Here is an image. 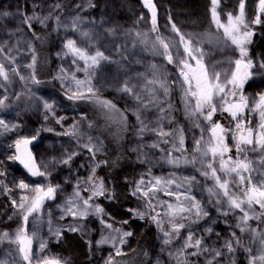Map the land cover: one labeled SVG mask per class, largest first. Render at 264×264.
I'll return each mask as SVG.
<instances>
[{
    "label": "rangeland",
    "instance_id": "rangeland-1",
    "mask_svg": "<svg viewBox=\"0 0 264 264\" xmlns=\"http://www.w3.org/2000/svg\"><path fill=\"white\" fill-rule=\"evenodd\" d=\"M153 3L155 4V0H153ZM17 4L18 0L6 2V10L0 8V18L6 17L3 15L6 11L9 15L14 16V13L18 10ZM142 5V15L137 20L133 16L130 20L129 15L131 11L126 6L121 8L114 6L116 8L114 9L109 6V3H106L104 7V14L107 12L112 14L119 13V16L116 18L118 19L117 24L119 27L123 26L124 30H131V25H137V43H139L140 48L134 54V65L137 66L136 69L130 71L133 73L131 77L130 75L128 77L122 76L120 73L119 76L122 77L120 82L117 81L116 76L113 77L114 79L108 80L107 77L104 79L102 76L104 75L102 73V61H100L97 68L94 70L89 68L88 73H85L83 70L85 67L84 61L80 60L79 57L71 53L66 47L67 42L73 40L76 47L84 49L90 55L93 54L92 49L84 43V33H81V35H74L72 38L59 35L58 56L64 55L65 59L55 71L56 78L69 94H73V90L77 88L72 79L73 77L81 81L90 79V86L93 88L95 94L105 90L107 94L119 101V104L129 115L130 134L127 139V150L140 166V170L136 174L135 185L133 186L132 195L136 203L131 214L135 220H138L135 222L150 224V227L156 231L157 235V244L154 247V251L151 255L147 254L149 256L147 264H188L189 262L217 264L218 260L226 262L230 260L231 264L239 263L241 252L238 251L236 246L231 245L232 250H229L223 242L208 241L212 234L217 235L222 230L221 226L215 221L217 216H220L222 212L226 214L229 212L233 216L235 213L238 222L236 223V227L238 228L234 234L240 240L238 247L242 246L246 249V260L251 264L252 257L259 256L264 252V244L261 242L264 239V209H260L258 205H253L254 210H248L245 206L246 210L249 211V219L246 223L242 222L241 217L243 213L239 209L230 208L225 202L226 198L221 195L209 193L208 189L214 187V181L210 176L205 178L201 175L203 168L200 163V154L195 152V142L200 140L201 136H203L205 141L209 139L210 131L208 129L210 123L219 122L223 127L231 128L234 126V122L228 113L220 111H217L213 116L212 122L205 121L202 117L197 119L188 115L179 83L178 69L174 63L169 64L165 56L160 54L163 52V49L159 46V40L162 39L169 44V51L172 52L175 59L177 47H179L181 52L183 51V45L178 43L180 35H183L185 39L190 38L182 32L178 34L174 31L172 25L175 24L174 20L176 19H173L171 26L168 25L169 23L166 22L165 18L159 16L157 9L154 28L151 10L145 7L143 0ZM257 13L260 15L261 23L253 24L254 26L261 25L262 16L264 17V13H259L258 9ZM180 17L178 16V19ZM73 19L75 18L72 15L71 18L68 17L67 21L72 22ZM219 19L222 23H226V17L219 15ZM246 21L250 27L252 25L251 19H246ZM197 22L203 24V19ZM194 24L197 23L195 22ZM86 30L87 28H82L81 31ZM219 30L223 31L222 29ZM257 34V32H254L250 40L245 43L247 49L245 60L251 59L255 65L250 70L252 75L243 84L242 88L234 89L236 92L235 97L229 96L227 98L229 102H238L239 96L242 94L247 97L250 108L260 95L252 84H259L264 81V68L259 66L261 62H264V32L260 35V38H262L261 42L254 43V37ZM200 43L192 40L194 47L204 51V62L209 65L211 71L215 63L210 64L207 61L206 51L202 43ZM233 46L237 52L236 60L240 58V54L236 46ZM7 57L9 56L7 55ZM10 59L9 57L8 61H6L11 62ZM6 61H1V63L3 65L9 64ZM6 66L5 70L7 73L9 72V75L13 68L10 69L8 65ZM154 79L166 81L169 88L167 95H165L164 90L158 83L147 84V81ZM98 80L100 81L98 82ZM221 80H224V76ZM173 81L176 82L173 83ZM125 83L133 87L134 92L140 96V100L122 91ZM10 84L12 85L10 86ZM15 84L9 77L7 80L0 77V101H2V104H0V120L4 122L0 124V159L2 162L0 173L3 177L0 178V198L7 197L13 207L12 211L0 212V233H14L23 223L20 211L12 203L13 200L18 205L22 196H31V188L37 185H42L46 188L51 185L56 188L55 198L46 199L40 212L33 213L29 216L28 220L27 228L29 234L36 230L38 226L37 238H34L33 241V264H35L37 257L48 253L51 243L60 240L63 231H68L71 234L76 233L83 237L90 246L91 260L96 264H123V261L119 260L125 257L122 249L124 245L130 244L133 233L127 231L131 232L132 235L124 236L123 231L116 230L112 226L109 227L104 222L102 212L99 214L95 212L98 199L103 197L108 202L111 196L106 193L104 183L96 176L100 159L106 153L104 146L96 139L91 123L83 113L74 110L76 115L79 116V120L74 123L72 129L64 127V134L54 133V130H51L48 124L51 122V118L55 119L54 116L58 111L57 109L60 108L61 102L52 96H46L44 100L42 97L37 96L32 98L30 89L26 91L27 95H25L26 92L23 87H17ZM88 86L87 84L80 85L79 90L86 92ZM11 90L13 91L12 94H10ZM171 92L176 95L183 113L181 126L173 128L172 133L169 130L171 124V112L169 108ZM89 94L92 93H87V95ZM144 105H147V107H144ZM108 115L111 114L103 111L97 114L96 119H100L110 126L114 120L113 116L108 117ZM244 118L245 122L251 121V127L254 129L260 120L256 112H251L247 109L245 110ZM55 120L58 124L63 125V120L58 117ZM196 123H199L200 127H196ZM107 125L102 128L103 131L105 127L110 128ZM179 130L183 132V145L179 143ZM160 131L169 135L161 136L158 134ZM170 135L171 137L173 136L172 144H169ZM226 135V143L232 150L225 154V159L231 156L235 160L238 157L235 141L231 138L230 134ZM25 137L31 139V141H36L31 150L36 160L35 163L45 173L44 176H33L24 166L18 163V160L10 159V157L17 155L15 141ZM32 137H35V139H32ZM9 138H12L13 141L8 140ZM69 139H74V142ZM116 139L117 136H115ZM165 140L168 143H165ZM37 144L38 146L35 150L34 147ZM84 145H88V147H84ZM153 145L156 146L153 147ZM251 147H246L245 152L239 158L243 159L246 155L247 160L251 162V168L254 170L252 173L254 177L253 182H255V178L264 174V150L257 149L256 151H251ZM177 149H182V151H178ZM194 155L197 157V162L194 165L182 162L185 159L191 160ZM70 156L71 159H69ZM80 157L84 159H81L78 166L72 167ZM176 157L180 158L179 166L168 162L169 159ZM65 160L68 162L65 163ZM214 166L216 165L214 164ZM185 177H195V180L191 182L190 192L187 191L189 184L185 182ZM156 178L161 179V184L156 186L154 193H149V197H144L142 191L137 190L138 187L146 189L149 181H154ZM168 179L174 180L175 183L165 187L164 181ZM142 180L143 184H141ZM21 181L28 184L29 188H19L18 185ZM101 182L103 183L105 194L93 195L96 186ZM177 185L181 186L178 187ZM82 191L88 192L90 197H84ZM77 192L79 193V197L75 195ZM166 192L173 193V195H168ZM181 193L183 195H180V200L178 201L176 196ZM186 195L195 197V201L186 200L184 198ZM84 199H88L89 205L92 207L87 208L86 216H81L79 213L85 211V206L82 203ZM148 200H150L154 208L149 207ZM69 201H72V203L69 204ZM195 202H199L200 209H202L199 215L196 214ZM168 204H171L173 209H176L177 205H181L185 208H191V211L176 212L175 218H173L168 214L170 212L166 207ZM69 207L77 213L75 216L69 213ZM203 212H207V215H203ZM137 213H142L143 218L141 219ZM153 216L156 217L155 221L152 219ZM209 217L211 221L207 222ZM90 219L92 221L91 224H89ZM173 223H182L185 227L174 231ZM57 231L60 232L59 236L56 235ZM165 233L169 235H165ZM189 235L192 237L191 241L187 240ZM198 239L201 240L199 248L189 246L195 245L193 242ZM40 240H43L47 245L44 251H40L39 249ZM121 240L124 242L121 243ZM165 241H168V243H165ZM193 247L195 249L194 253H197L196 255H191L190 249ZM15 249L16 245L14 244L7 242L0 243V261H6V264H24ZM117 250L121 252V255H116ZM9 252L12 253L11 257L8 255ZM217 252L220 254L216 255ZM145 254L146 252L141 250L133 257H127L126 260L128 264L139 262L143 260ZM257 264H259V261H257Z\"/></svg>",
    "mask_w": 264,
    "mask_h": 264
},
{
    "label": "trees",
    "instance_id": "trees-1",
    "mask_svg": "<svg viewBox=\"0 0 264 264\" xmlns=\"http://www.w3.org/2000/svg\"><path fill=\"white\" fill-rule=\"evenodd\" d=\"M8 1L0 0V8L6 10L5 3ZM106 3H109V6L114 9H116L114 6L130 8V20L132 16L137 20L142 15V0H18V10L14 16L7 15L0 18V49H3L0 52V63L4 60L8 61L9 57L11 58V62L6 61L9 64L5 63L10 69L13 68L8 77L13 83H16L17 87L22 86L25 92L30 89L32 98L37 96L44 100L46 96H52L61 102L60 110L55 111L54 117L63 120V125L58 124L54 118H51V122L48 124L54 133L64 134V127L72 129L74 123L79 120V116L74 110L87 117L96 139L98 142L100 140L99 143L104 146L106 153L100 159L96 176L104 183L106 193L111 196L108 202L100 197L96 203L103 209V220L106 224L111 225L116 230L133 233L130 244L123 246L122 252L125 257L122 258L124 259L119 260L123 261V264H128L127 257H133L143 250L146 252L143 260L132 264H147L148 255L152 254L157 244V235L150 224L135 222L138 220H135L131 214L136 203L132 195L133 186L140 166L127 150V139L130 134L129 115L124 111L119 101L107 94L105 90L87 95L89 98L69 99L72 94L66 92L55 74L65 59L64 55L58 56L59 35L72 38L74 35L78 36L84 33V43L92 49L93 54L98 49L104 53L105 57H108L107 60H101L104 79L107 77L110 80L116 76L117 81L120 82L122 79L119 76L120 73L126 77L133 75L130 71L136 69L137 66L134 65V54L140 48L139 43H137V25H131V30L128 31L124 30L123 26L119 27L118 19H116L119 13L107 12L104 14ZM238 5L239 0H220L217 5V12L222 17H226L227 13H232L235 16L238 14ZM155 6L159 16L165 18L166 22L169 23L168 25L171 26L173 19H176L174 23L179 32L184 33L193 41L202 43L206 51L207 61L210 64L215 63V70L221 72V79L225 73H231L234 70L233 62L237 58V52L217 28L212 17L213 5L211 0H155ZM258 6V0H245L246 19H251V21L254 19L258 14ZM72 15L75 19L72 22L67 21L68 17L71 18ZM178 16H181L180 19ZM200 19H203V24L197 22ZM194 21L197 24H194ZM29 25L31 26L29 27ZM82 28H87V30L81 31ZM249 29L253 33H258L254 37V43H260L262 40L260 35L264 32V17L262 16L261 25L254 26L252 24ZM33 58H35L34 65ZM6 65L4 67H7ZM29 65L32 66L29 67ZM252 85L256 92L264 93V81ZM12 90L10 94H12ZM171 94L169 99L171 112L169 130L172 133L173 128L181 126L183 113L176 95L173 92ZM104 101H110L115 105V109L104 106ZM103 111L111 114L108 117L113 116L112 125L108 126L102 120L96 119L97 114ZM106 125L111 129L105 127L103 131L102 128ZM115 136H117L116 140ZM8 140L13 141L12 138ZM69 140L74 142V139ZM172 143L173 136L169 138V144ZM37 146L38 144L34 149ZM81 159L84 158L80 157L72 167L78 166ZM1 166L0 159V171ZM0 178H3L1 173ZM82 195L86 198L90 197L85 191H82ZM12 210L13 207L9 199L7 197L0 198V212ZM227 213L222 212L220 216H217L215 221L222 230L217 235L212 234L208 241L223 242L225 245L230 243L232 246H236L241 252L239 263L236 264H249L246 260V249L242 246L238 247L240 240L234 234L238 228L236 227L238 222L235 213L234 216L229 212ZM210 221L209 217L207 222ZM91 222L90 219L89 224ZM190 251L194 253V247ZM45 255L59 257L66 264H96L91 260L88 242L79 234H71L68 231L62 232L59 241L51 243L48 253ZM188 264L198 263L189 262ZM217 264H231V261L218 260Z\"/></svg>",
    "mask_w": 264,
    "mask_h": 264
},
{
    "label": "snow or ice",
    "instance_id": "snow-or-ice-1",
    "mask_svg": "<svg viewBox=\"0 0 264 264\" xmlns=\"http://www.w3.org/2000/svg\"><path fill=\"white\" fill-rule=\"evenodd\" d=\"M219 2L220 0H211L213 5V20L217 28L223 30L222 36L226 38L227 41H230L232 45H235L240 54V58L234 61V70L231 73H225L223 81L221 80V72L215 70V65L212 66L210 71L209 65L204 62V51L200 48L194 47L191 39H185L183 35H180L178 43L183 45V51L181 52L179 47H177L175 59L172 52L169 51L168 43L160 39L159 46L163 49V52L160 54L165 56L169 64L174 63L178 69V77L180 78L179 83L183 92L185 108L188 115L197 119L202 117L205 121L212 122L213 116L217 113V111H220L222 113H228L234 122V126L231 128H225L219 122L210 123L208 129L210 131L209 139L205 141L203 136H201V139L195 142V152L200 154V163L203 168L201 175L205 178L210 176L214 181V187L208 189L209 193L221 195L226 198L225 202L230 208L239 209L240 212L243 213L241 220L246 223L249 219L248 210H254L253 205H258L260 209H264V174L255 178V182H253L254 177L252 173L254 170L251 168V162L247 160L246 155L243 159H240L239 156L245 152V148L248 146H252L250 149L251 151H256L257 149L264 150V94L259 95L258 100L253 102L251 108L249 107L247 97L242 94L239 96L238 102H229L227 99L229 96L235 97L236 92L234 89L242 88L243 84L252 75L250 70L255 65L251 59L245 60V57H247L245 43L250 40L254 33L249 30V23L246 21L245 0H239L237 15L233 16L232 13L226 14V23H222L219 19V14L217 12V5ZM143 3L145 7L151 10L152 24L155 28L156 6L153 3V0H143ZM258 4V12L264 13V0H258ZM3 15L7 16L9 14L3 13ZM251 23L260 24V15L257 14L254 19H252ZM30 26L31 25H29V27ZM172 28L179 34V29L176 28L175 24L172 25ZM66 47L71 53L79 57L80 60L84 61L85 67L83 70L85 73H88L89 68H92L93 70L97 68L101 60L108 59V57H105L104 53L98 49L95 50L94 54H88L84 49L76 47L75 41L73 40H69ZM2 51L3 49H0V52ZM73 62L75 63V61ZM34 64L35 58H33V65ZM31 66L32 65H29V67ZM259 66L264 68V62H261ZM0 77H3L5 80L8 79V73L3 64H0ZM72 79L74 80L77 88L73 90V94L69 96V99L89 98L87 93L94 94V90L90 86V79H86L85 81L78 80L75 77ZM175 82L176 81H173V83ZM157 83L164 90L165 95H167L169 88L166 81L155 79L147 81V84ZM84 84L89 85L86 88V92L79 90V86ZM122 91L129 93L133 95L135 99L140 100V96L134 92L133 87H130L127 83L123 86ZM0 104H2V101H0ZM103 104L110 109H115V105H113L110 101H104ZM144 107H147V105H144ZM246 109L251 112H256L260 117L259 123L255 129L251 127L250 120L245 122L244 113ZM3 123L4 122L0 120V124ZM195 126L200 127L199 123H196ZM141 130L143 131V129ZM158 134L161 136L169 135L163 131H160ZM226 134H230L231 138L235 141V148L238 154V157L235 160H233L231 156L225 159V154L231 152L232 150L226 143ZM32 139H35V137H32ZM164 142L168 143L167 140ZM30 143L31 139L27 137L16 140L15 147L18 154L10 157V159L18 160L28 170V172L31 173V175L44 176L45 173L42 172L39 166L35 163V158L27 147ZM179 143L181 145L184 143L182 130H179ZM21 146H23V148ZM155 146L156 145H153V147ZM84 147H88V145H84ZM177 150L182 151V149ZM69 159H71V156ZM64 162L67 163L68 161L65 160ZM168 162L179 166L180 158H172L169 159ZM183 162L194 165L197 162V157L194 155L191 160L185 159ZM214 164L216 166H214ZM184 180L189 184L187 191L190 192V185L191 182L195 180V177H185ZM143 183L144 182L142 180L141 184ZM172 183H175L172 179L164 181L165 187ZM160 184L161 179L156 178L154 181H149L146 189H140L138 187L137 190L142 191L144 197H149V193H154L156 186ZM18 186L21 189L29 188V185L23 181H21ZM177 186L180 187L181 185ZM30 191L31 196H22L18 205L15 200L12 201L13 205L20 211L21 219L23 221L21 226L17 228L14 233H0V243L7 242L9 244L16 245L15 251L20 256L24 264H33V241L34 238H37L38 231L37 226L36 230L29 234L27 228L29 216L33 213H39L43 202L46 199L55 198L56 188L51 185L46 188L42 185H37L31 188ZM104 194V186L101 182L96 186V190L93 192V195ZM166 194L173 195V193L168 192H166ZM75 195L79 197L78 192ZM180 195H183V193L176 196L178 201L180 200ZM184 198L189 201H195V197L192 196L186 195ZM71 203L72 201H69V204ZM82 203L85 206V211L80 212L79 215L86 216L87 208L92 206L89 205L88 199H84ZM147 203L149 207L154 208L150 200H148ZM245 206L248 210H246ZM166 207L170 210L168 214L173 218H175L176 212L183 213L191 211V208H185L181 205H177L176 209H173L171 204L166 205ZM194 207L197 209L196 214L199 215L202 211V209H200L199 202H195ZM68 211L73 216L77 214L72 211L71 207L68 208ZM95 212L99 214L103 212V209L97 205L95 206ZM137 215H139L141 219L143 218L142 213H137ZM203 215H207V212H203ZM152 219L155 221L156 217L153 216ZM108 226L111 227V225ZM184 227L185 225L182 223H173L174 231H178ZM56 235L59 236L60 232L57 231ZM123 235L131 236L132 233L124 232ZM165 235L169 234L165 233ZM191 239L192 237L189 235L187 240L191 241ZM120 242L123 243L124 241L121 240ZM261 242L264 244V239H262ZM165 243H168V241H165ZM200 245L201 240L198 239L195 241V245L189 246L199 248ZM226 246L229 250H232L230 243ZM46 247V243L43 240H40V251H44ZM219 254V252L216 253V255ZM8 255L11 257L12 253L9 252ZM116 255H121V252L117 250ZM191 255H196V253H191ZM257 261H259V264H264V252H262L259 256L252 257L251 264H257ZM0 264H6V261H0ZM35 264H66V262H63L59 257L45 255L37 257L35 259Z\"/></svg>",
    "mask_w": 264,
    "mask_h": 264
},
{
    "label": "water",
    "instance_id": "water-1",
    "mask_svg": "<svg viewBox=\"0 0 264 264\" xmlns=\"http://www.w3.org/2000/svg\"><path fill=\"white\" fill-rule=\"evenodd\" d=\"M35 143H36V141H31V143L27 146L28 147V149L31 151V153H32V150H31V148H32V146H34L35 145ZM22 148H23V146H21ZM18 154V153H17ZM32 155H33V153H32ZM33 157H34V155H33ZM35 158V157H34ZM36 161V160H35ZM18 163L20 164V165H22L19 161H18ZM23 166V165H22Z\"/></svg>",
    "mask_w": 264,
    "mask_h": 264
},
{
    "label": "bare ground",
    "instance_id": "bare-ground-1",
    "mask_svg": "<svg viewBox=\"0 0 264 264\" xmlns=\"http://www.w3.org/2000/svg\"><path fill=\"white\" fill-rule=\"evenodd\" d=\"M99 142H100V140H99ZM184 159V158H183ZM183 162V161H182ZM75 172V171H74ZM148 172V171H147ZM131 190V189H130ZM140 201V200H139ZM146 209V208H145ZM100 233V232H99Z\"/></svg>",
    "mask_w": 264,
    "mask_h": 264
}]
</instances>
